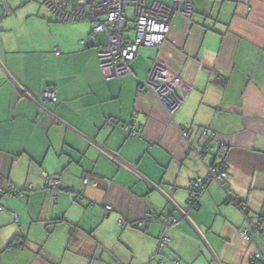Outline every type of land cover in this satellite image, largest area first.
I'll return each instance as SVG.
<instances>
[{"label":"crops","instance_id":"obj_1","mask_svg":"<svg viewBox=\"0 0 264 264\" xmlns=\"http://www.w3.org/2000/svg\"><path fill=\"white\" fill-rule=\"evenodd\" d=\"M192 2L162 42L138 46L131 75L104 77L90 21L0 0V190H23L0 191V264H157L159 231L163 264H264L250 260L264 257V0ZM152 68L187 86L173 119L141 84ZM204 126L222 145L204 150ZM206 164L226 168L222 185L261 217L254 241L238 235L242 212L215 180L187 217L175 207ZM45 173H59V187ZM169 213L177 221L165 224ZM144 214L154 218L131 225ZM15 233L25 245L7 244Z\"/></svg>","mask_w":264,"mask_h":264},{"label":"built area","instance_id":"obj_2","mask_svg":"<svg viewBox=\"0 0 264 264\" xmlns=\"http://www.w3.org/2000/svg\"><path fill=\"white\" fill-rule=\"evenodd\" d=\"M51 16L57 20H80L85 19L91 22V30L88 40L94 41V33L103 34V41L97 49V59L99 67L104 77L124 76L132 74L129 62L134 58L139 45H158L162 42L170 27L171 18L175 13L190 16L193 11L192 0H39ZM131 5L133 12L128 15L125 8ZM130 26V27H129ZM133 31L130 38L128 30ZM55 52H59L55 48ZM142 86L150 90L157 100L167 111L171 119L181 108L185 100V90L187 86L178 75L166 76L157 68H152L146 79L141 82ZM43 98L56 100L57 94L53 86H45L40 91ZM180 134L188 138L189 131L185 125H178ZM133 133V130L131 131ZM200 135L203 137L205 147L222 145L223 142L216 139L214 130L209 127L200 128ZM117 158L115 154H110ZM201 156L200 152L198 153ZM47 184L53 188L59 185V173L48 175L44 174ZM227 177L226 168L219 164H206L204 176H196L190 180V192L186 203L182 206L175 205L180 214L187 217V211L197 207L198 196L204 189L207 182L215 180L221 185ZM83 183L88 182V178L82 176ZM226 195L235 201L239 206L244 217V225L238 229V235L245 240L254 241L255 230L258 228L261 217L253 216L248 213L245 203L239 201L234 191L222 185ZM173 186L166 187L165 194L169 200ZM9 193L22 195V191L11 190ZM1 207V206H0ZM107 207H110L107 205ZM154 216H148V219ZM165 224L177 221V217L171 213L165 216ZM148 222L146 218L137 220L136 224L141 225ZM165 232L157 233V241L153 253L159 254L167 240ZM250 260L263 261L264 257L256 249L250 255ZM158 264H163L161 258Z\"/></svg>","mask_w":264,"mask_h":264},{"label":"trees","instance_id":"obj_3","mask_svg":"<svg viewBox=\"0 0 264 264\" xmlns=\"http://www.w3.org/2000/svg\"><path fill=\"white\" fill-rule=\"evenodd\" d=\"M192 13H193V11H192ZM129 66H130V62H129ZM131 68V67H130ZM129 75H131V74H129ZM56 174V173H55ZM48 175H52V174H48ZM60 175V174H59ZM86 176V175H85ZM87 177V176H86ZM59 180H60V178H59ZM88 182H89V180H88ZM87 182V183H88ZM48 185V184H47ZM28 187H31L30 185L28 186ZM58 187H59V185H58ZM11 190H17V191H22V194H23V190H21V189H18V188H11V187H9V188H7L6 190H0L2 193L3 192H8V191H11ZM189 196V195H188ZM188 196H187V198H188ZM186 198V199H187ZM107 205H109V204H107ZM107 205L105 206L107 209H110V207H111V205H109L110 207H107ZM0 209L1 208H3V205H1L0 204ZM150 214H144L143 216H142V218L141 219H144V218H146L148 221H149V219H148V216H149ZM15 217H16V214H15ZM17 218V217H16ZM138 220H140V218L138 219ZM137 221V220H136ZM136 221H134V222H131V225L132 226H134V227H138L139 228V226H142V224L141 225H138V224H136ZM122 224H124L123 223V221L121 222ZM26 242H27V240H26V235L25 234H23V233H15L14 235H12V237L7 241V244H9V245H17V244H26ZM162 253V251L159 253V254H152V258H154L155 259V261L157 262V260H158V258H161V260L163 261V259H162V257H160V254ZM263 256V255H262ZM149 264H151V263H149ZM157 264H158V262H157Z\"/></svg>","mask_w":264,"mask_h":264},{"label":"rangeland","instance_id":"obj_4","mask_svg":"<svg viewBox=\"0 0 264 264\" xmlns=\"http://www.w3.org/2000/svg\"><path fill=\"white\" fill-rule=\"evenodd\" d=\"M125 12L128 14V15H131L132 14V12H133V7L131 6V5H129V6H127L126 8H125ZM203 147H204V150L205 149H211V147H205L204 145H203ZM204 150H201L200 151V154H201V156H202V153L204 152ZM111 157V156H110ZM168 236V235H167ZM242 238V237H241ZM168 239V238H167ZM244 239V238H243Z\"/></svg>","mask_w":264,"mask_h":264},{"label":"water","instance_id":"obj_5","mask_svg":"<svg viewBox=\"0 0 264 264\" xmlns=\"http://www.w3.org/2000/svg\"><path fill=\"white\" fill-rule=\"evenodd\" d=\"M164 194H165V192H164ZM261 222H262V220L260 221V224H261ZM260 224H259V226H260Z\"/></svg>","mask_w":264,"mask_h":264}]
</instances>
